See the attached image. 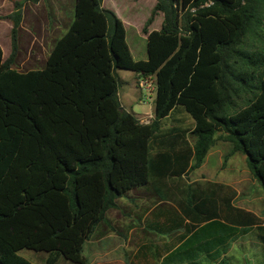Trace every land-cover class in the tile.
<instances>
[{"label": "trees", "instance_id": "16d2710c", "mask_svg": "<svg viewBox=\"0 0 264 264\" xmlns=\"http://www.w3.org/2000/svg\"><path fill=\"white\" fill-rule=\"evenodd\" d=\"M33 3L39 0H30ZM159 30L147 31L135 61L126 31L102 0H74L65 32L42 69H12L20 5L10 17L11 52L0 47V264H32L21 250L85 264L84 243L110 226L106 212L143 189L163 198V181L198 170L220 134L264 190V0H155ZM116 70L153 78V120L142 124L118 100ZM181 109L193 122L158 140L161 122ZM234 192L187 186L179 205L156 203L145 229L169 239L139 247L157 264H229L238 237L264 225L232 205ZM162 200V199H161ZM153 249V251H152Z\"/></svg>", "mask_w": 264, "mask_h": 264}, {"label": "rangeland", "instance_id": "374dc122", "mask_svg": "<svg viewBox=\"0 0 264 264\" xmlns=\"http://www.w3.org/2000/svg\"><path fill=\"white\" fill-rule=\"evenodd\" d=\"M155 2V0H102V7L112 11L123 23L126 42L135 61L146 60V36L143 29L145 27L147 31L160 29L163 20L160 13L154 16L151 24L146 25ZM17 4L20 5L21 16L18 36L23 39L22 41H27L32 35L38 37L40 32L38 28L51 30L49 35L43 37L53 40L65 32L73 13L74 0H39L36 3L30 0H0V47L5 55L10 50L9 38L12 28L10 17L17 13L15 10ZM116 75L120 81L118 100L121 108L126 112L134 113L142 124L151 123L155 98L153 78L135 77L134 73L125 70H116ZM160 127L158 140L152 143V150L158 148L160 141H168L183 133L185 139L189 138L192 143L189 133L192 122L181 109H175L161 122ZM221 137L223 136L220 134L215 136V142L209 149L207 159L204 160L205 165L201 169L191 172L187 177L163 181V187L160 188V192H163L162 200L154 195H144L146 198L138 201L137 212H133L122 202H119V210L108 212L112 236L104 237L102 240V250H106L109 255L103 261H109L108 264H113V261H124L125 264H157L151 256L147 259H136L140 246L160 247L169 241L166 237L145 229L149 210L159 201L164 204L179 205L184 201L186 188L189 185L194 190L200 191L209 183L228 187L234 192L232 205L252 214L264 225V190L249 173L245 156L241 153H231V144ZM102 229L103 232H109V228L101 223L93 236L84 243L82 256L85 264H97L101 261L94 258L92 247L96 245L94 238L96 233H102ZM18 255L32 264H44L46 258L44 253L25 249L19 251ZM225 257L229 264H264V248L256 230L233 240ZM57 264L71 263L60 259Z\"/></svg>", "mask_w": 264, "mask_h": 264}, {"label": "crops", "instance_id": "0c3cea01", "mask_svg": "<svg viewBox=\"0 0 264 264\" xmlns=\"http://www.w3.org/2000/svg\"><path fill=\"white\" fill-rule=\"evenodd\" d=\"M20 23H21V21H20ZM68 24H69V21H68V23L66 25V28H67ZM19 28H20V24H19V26H18V28L16 30V47H17V51H16V56H15V59H14V63L11 66L12 69H14V70H16L18 72L42 69L44 67V65H45L47 56H48V54H49V52H50L55 40L58 39L64 32L61 35H59L58 37H56L55 39L49 40L47 37L44 38L43 35H45V36L49 35L51 30L47 31V29L38 28L37 30H40L39 33L36 30V32L39 34L38 37H35V36L32 35L31 37H28L27 41L23 42L22 41L23 39L18 36ZM66 28H65V30H66ZM11 30H12V28H11ZM10 39L11 38H9L10 50H9L8 54L5 55L4 52L2 51L3 60L7 59L9 54H10V52H11V40ZM26 67H30V68H26ZM134 76L137 77V75H135V74H134ZM136 118H138V117L136 116ZM191 122H192V120H191ZM141 123H142V121H141ZM192 128H193V122H192L191 129ZM186 139H187V142L190 144V146H192L193 140H192V143H190L189 138H186ZM206 159H207V156H206ZM204 165H205V161L202 164V166L200 167V169ZM144 195H147V192L144 191L143 189H139V190H135V191L130 192L125 197L119 198L117 200V204L119 206V209H120V203L119 202H122V203H124V206H128V208H131V210H133V212H137L138 210L136 209V207L138 205V201L144 200L146 198ZM119 209H114L112 211L119 210ZM109 211H111V210H109ZM109 211L106 212V218H107L108 222H109V218L107 217V214H108ZM105 227L109 228V232L108 231L107 232H105V231L103 232V229H102V233H96V237H94L96 239L95 240L96 241V245H94L92 247L93 255H94V258L101 259V261H98L97 264H108V263H110L109 261H103L109 255L107 254V252H105L106 250L105 251L102 250V240H103L104 237L106 238V237H111L112 236V231L110 230L111 226H108V225L105 224ZM96 231H97V227L95 228V230L91 234V236H93V234ZM113 264H125V263H124V261H122V262L121 261H116V262L113 261Z\"/></svg>", "mask_w": 264, "mask_h": 264}]
</instances>
